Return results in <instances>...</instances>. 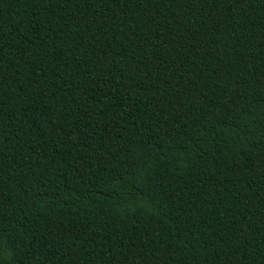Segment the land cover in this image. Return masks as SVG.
<instances>
[{"label":"trees","instance_id":"trees-1","mask_svg":"<svg viewBox=\"0 0 264 264\" xmlns=\"http://www.w3.org/2000/svg\"><path fill=\"white\" fill-rule=\"evenodd\" d=\"M0 264H264V0H0Z\"/></svg>","mask_w":264,"mask_h":264}]
</instances>
